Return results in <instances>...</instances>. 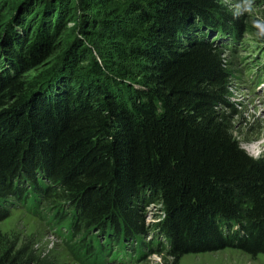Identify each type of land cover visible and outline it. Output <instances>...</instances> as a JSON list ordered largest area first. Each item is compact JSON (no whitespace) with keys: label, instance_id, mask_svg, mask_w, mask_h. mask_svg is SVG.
<instances>
[{"label":"trees","instance_id":"1","mask_svg":"<svg viewBox=\"0 0 264 264\" xmlns=\"http://www.w3.org/2000/svg\"><path fill=\"white\" fill-rule=\"evenodd\" d=\"M126 2L0 4V221L10 195L34 189L35 205L39 194L56 212L67 204L68 238L109 237L93 247L108 264L114 244L142 242L139 202H159L171 264L228 246L264 254V156L234 135L222 43L206 40L236 39L241 22L217 0ZM25 254L0 235V264H29Z\"/></svg>","mask_w":264,"mask_h":264},{"label":"rangeland","instance_id":"2","mask_svg":"<svg viewBox=\"0 0 264 264\" xmlns=\"http://www.w3.org/2000/svg\"><path fill=\"white\" fill-rule=\"evenodd\" d=\"M10 2L11 0H0L1 9H6ZM127 2L117 0L118 6L123 4L122 7H125ZM217 4L221 6L225 15L233 16L240 21L242 27L236 39L228 33L220 36L217 31H209L206 36V40L212 45L218 46L222 43L219 48L230 72L228 101L238 111L232 119V129L241 147L249 155H255L258 151L259 157H262L264 156V0H217ZM65 23L66 27L72 25L67 20ZM229 24L233 27L231 22ZM62 32L54 34V39L51 40L52 43L53 40L55 41L53 49L56 46L53 53L59 50L58 46L63 39ZM30 35L32 33H29ZM50 59L45 60L36 69H42ZM22 184L20 183L19 186L24 190L30 189L27 183ZM19 197L21 202L16 200L17 197L14 195L9 196L8 200L12 199L8 207L10 211L8 210V216L0 221V235L16 249L26 251V257L30 258L29 264H98L101 258L99 260L96 258V261L93 259L95 253L98 256L101 251L98 248L97 251L93 249L95 241L101 244L105 240L108 244L109 241V237L100 233L99 228H84L81 234L68 238L67 230L64 232L58 230L60 222H57L65 213L67 215L64 219L70 215L65 202L59 201L64 207L63 209L59 207L60 211L56 212L58 207L55 204L56 199L54 204L48 203L44 196L39 194L35 205L34 189L25 197ZM7 206L6 202L1 204L3 209ZM138 206L142 215V225L148 228L147 230L144 228L145 233L141 234L142 242L140 239L138 241L132 239L125 247L124 244L122 246L118 243L114 244L113 251L104 256L105 263L171 264L173 257L168 253V241L154 226L163 217L161 204L154 202L145 205L141 201ZM143 241L146 245H143ZM157 241L160 243L157 244ZM109 247L110 245H107L106 250L110 251ZM138 254L142 257L138 258ZM177 264H264V254L258 253L252 256L237 247L228 246L211 251L186 253L178 259Z\"/></svg>","mask_w":264,"mask_h":264},{"label":"clouds","instance_id":"3","mask_svg":"<svg viewBox=\"0 0 264 264\" xmlns=\"http://www.w3.org/2000/svg\"><path fill=\"white\" fill-rule=\"evenodd\" d=\"M254 159H258L259 158V152L257 151V153L255 155L250 154Z\"/></svg>","mask_w":264,"mask_h":264},{"label":"bare ground","instance_id":"4","mask_svg":"<svg viewBox=\"0 0 264 264\" xmlns=\"http://www.w3.org/2000/svg\"><path fill=\"white\" fill-rule=\"evenodd\" d=\"M252 153V152H251Z\"/></svg>","mask_w":264,"mask_h":264}]
</instances>
